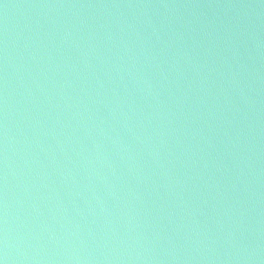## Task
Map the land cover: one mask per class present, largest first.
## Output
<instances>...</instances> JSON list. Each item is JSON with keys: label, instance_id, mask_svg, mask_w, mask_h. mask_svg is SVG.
<instances>
[{"label": "snow or ice", "instance_id": "1", "mask_svg": "<svg viewBox=\"0 0 264 264\" xmlns=\"http://www.w3.org/2000/svg\"><path fill=\"white\" fill-rule=\"evenodd\" d=\"M0 264H2V261H0Z\"/></svg>", "mask_w": 264, "mask_h": 264}]
</instances>
